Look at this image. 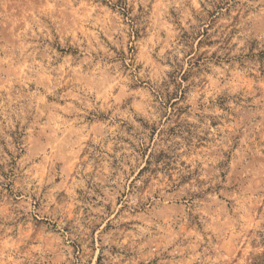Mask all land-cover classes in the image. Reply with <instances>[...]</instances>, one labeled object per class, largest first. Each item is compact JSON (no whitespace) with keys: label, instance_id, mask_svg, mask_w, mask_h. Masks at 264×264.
Listing matches in <instances>:
<instances>
[{"label":"rangeland","instance_id":"rangeland-1","mask_svg":"<svg viewBox=\"0 0 264 264\" xmlns=\"http://www.w3.org/2000/svg\"><path fill=\"white\" fill-rule=\"evenodd\" d=\"M0 264H264V0H0Z\"/></svg>","mask_w":264,"mask_h":264}]
</instances>
